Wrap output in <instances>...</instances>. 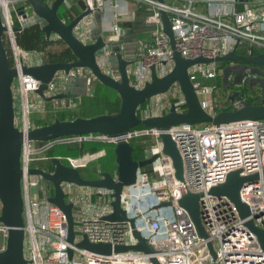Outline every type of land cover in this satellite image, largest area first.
<instances>
[{"label": "built area", "instance_id": "obj_1", "mask_svg": "<svg viewBox=\"0 0 264 264\" xmlns=\"http://www.w3.org/2000/svg\"><path fill=\"white\" fill-rule=\"evenodd\" d=\"M25 0H0L3 22L7 26L6 46L13 66L18 68L14 81V90L21 98V122L18 125L25 132L31 129L29 115L36 108L29 95L37 94L40 81L31 74L22 72V64L32 52L21 48L13 26L12 10L17 13L18 25L26 21V16L18 13L14 2ZM92 11L113 9L112 31L121 28L119 20L129 12L123 9L121 0H84ZM136 7L150 8L145 17L146 24L156 27L152 37L139 40L136 59L128 66L130 82L137 88H143L151 80V67L155 66L158 76L170 73L175 61L170 39L163 31L161 8L170 15L176 37V46L185 58L204 56L216 58L225 55L242 45L245 53L251 56L264 52V0H167L165 5L154 0H135ZM239 4L242 7L239 8ZM200 6L205 9L201 11ZM90 37L91 30L87 29ZM83 40L88 38L81 37ZM100 65L107 70L105 58L99 59ZM40 64V63H35ZM213 64V65H212ZM216 63H198L189 68V75L199 96L202 107L215 116L222 110L221 104L228 91L221 86L220 69ZM74 73L72 70L71 75ZM69 75L61 72L49 84L47 95L63 92ZM260 77L251 67L246 69L242 83L236 88L242 98L231 101L228 107L238 109L248 103V98L262 96L258 88L248 86L251 80ZM234 76L231 74L230 79ZM212 82H208V81ZM220 80V81H219ZM207 81V82H206ZM233 87H231L232 89ZM243 88H248L247 93ZM177 111H186V99L178 82L162 94L153 96L141 109V117L163 115L172 106ZM201 125V126H199ZM172 134L184 163V177H177L171 157L163 152L160 130L149 128L136 130L128 139L138 135H151L153 143L146 149V158L156 156L150 163L139 167L137 181L126 186L122 193V206L129 217L136 218L137 228L148 238L154 253L139 250L113 251L101 254L71 244L67 214L56 204L49 201L51 187L47 183L33 180L31 168L49 171L47 163L52 157L46 151L55 143L47 141L34 149L29 140H25L21 154V190L24 200L25 231L28 235L31 262L29 264H155L156 257L161 264H201V256L206 248V239L198 236L196 227L179 200L188 192L204 195L200 199L201 220L209 233L216 251L211 258L212 264H264V248L258 236L245 223L236 205L226 196H217L208 191L211 187L226 181L230 172L239 170L241 176L260 173L256 182L244 184L240 191L241 199L247 203L255 224L264 229V119L244 120L216 125L212 122H182L172 126ZM93 138L92 135L84 139ZM96 139L104 140L101 135ZM82 137H70L64 140H78ZM104 155V151L83 156L60 157L67 165L83 168L92 158ZM45 180V179H43ZM38 187L36 191L34 188ZM66 202L74 205L75 242L86 236L92 243H108L112 246L134 245L137 239L129 221L112 222L103 216L113 211V197L103 188L62 182ZM163 202L170 205L154 207ZM0 206L2 203L0 201ZM0 251L6 249L9 227L0 222ZM73 250L70 256L69 249Z\"/></svg>", "mask_w": 264, "mask_h": 264}, {"label": "water", "instance_id": "obj_2", "mask_svg": "<svg viewBox=\"0 0 264 264\" xmlns=\"http://www.w3.org/2000/svg\"><path fill=\"white\" fill-rule=\"evenodd\" d=\"M67 0H25V4L18 8V13L26 16L22 25H14L15 32L23 31L35 25H39L48 40L53 37L61 39L72 51V61L44 62L40 64H22V72L31 74L40 81L37 94L45 101L64 100L71 97L69 92H60L54 95H47L49 84L59 72L71 75L74 69H89L93 77L118 91L122 103L120 111L116 114H100L93 117H77L73 120H61L56 118L51 124L33 127L28 131L20 129L16 125L14 81L18 75V68L11 65L8 48L5 43V32L7 26L3 22L0 9V222L9 227V234L6 239V249L0 251V264H29L25 256V217L24 200L21 190V154L25 140H36L41 142L58 141L64 137H87V135L98 134L105 141L115 143L116 169L113 173L99 171V177L89 179L82 175L80 168L67 165L58 157H52L53 170L46 171L41 168H31L33 180L38 181L41 175L45 180L50 181L54 187V193L49 201L58 205L66 214L69 223V242L90 251L110 254L113 251L121 252L130 249L146 253H154L155 249L149 244L148 238L137 228L136 218L129 217L127 210L122 206V193L126 186L137 181L139 167L150 164L156 156L143 160H136L133 157V147L128 137L134 134L133 128L138 125H145L150 130H160L163 152L169 155L173 161L177 177H184V163L177 144L169 132L172 126L182 122L204 123L212 122L220 125L244 120L264 119V103H246L238 109H222L217 115L209 114L202 107L199 96L194 88L189 75V68L198 63H216L220 61H243L246 63L261 66L264 69V52L256 55L246 56L237 52L238 45L234 50L216 58L199 56L196 58H185L181 55L176 46V37L172 28L169 13L161 8V19L163 31L170 39L173 50L175 66L165 76H158L155 66L151 67V80L146 82L143 88H137L130 82L128 66L136 59L139 48L140 34L151 32L156 29L152 24H146L143 19H138L132 27H121L119 31L104 30L101 22L85 27L83 23L90 15L99 21L102 13L92 11L86 7L84 11L73 17L70 21L64 19L60 9L66 5ZM158 4L165 5L167 0H157ZM91 29L90 37L86 30ZM88 38L83 40L81 37ZM105 58L108 68L111 62H116L109 69H104L99 59ZM110 69H116L119 76L114 75ZM178 82L186 99V111L179 112L173 105L170 111L163 115H155L143 118L138 114L140 106L150 100L153 96L167 92L170 87ZM148 153L146 154V156ZM264 179V171L262 173ZM261 174L256 172L241 176L239 170L229 173L225 182L213 186L209 193L217 196H226L232 201L242 218H248L246 225L257 234L258 239L264 248V229L257 226L252 217L249 205L242 201L240 191L244 184L256 182ZM62 182H73L78 185L103 188L106 193L113 197V211L103 216V219L112 222L129 221L133 228V235L137 239L134 245L112 246L108 243H92L84 236L79 242H75L76 232L74 228V205L66 202ZM36 191L38 187L34 188ZM204 192L186 193L179 204L189 214L193 221L198 236L206 239V248L201 256V264H212L211 258L216 257V251L212 240L209 237L200 215V199ZM170 205V202H163L156 205ZM70 256L73 250L69 249ZM155 264H161L156 257H152Z\"/></svg>", "mask_w": 264, "mask_h": 264}, {"label": "trees", "instance_id": "obj_3", "mask_svg": "<svg viewBox=\"0 0 264 264\" xmlns=\"http://www.w3.org/2000/svg\"><path fill=\"white\" fill-rule=\"evenodd\" d=\"M242 4H239V8ZM63 17L64 12L60 13ZM68 21L73 18V15L67 12ZM18 44L31 49H47L54 40H48L44 31L39 25L32 26L17 34ZM61 40V39H60ZM239 53H245L244 47L241 45L238 48ZM259 53V51H256ZM72 51L67 47L62 51L49 53L46 57L47 62L58 61H72L74 59ZM10 63L13 65V59L10 57ZM220 81V80H219ZM221 82V81H220ZM248 88H243V92L247 93ZM72 104L64 107L55 108L54 101H46L44 111L31 112L29 115V122L31 128L51 124L56 118L61 120H73L77 117H93L100 114H116L120 111L122 99L120 94L114 88L107 86L97 80L91 81L90 92L81 95L80 97H72ZM145 101L139 108L138 114L141 116V109L147 104ZM249 104L264 103L263 97L256 99L248 98ZM228 109H233L228 107ZM145 125H138L133 128V131L146 129ZM89 136V135H87ZM90 139L66 140L69 137L62 138L60 142L55 143L47 151L46 155L49 157L60 156L62 158L67 156L79 157L88 153H98L105 151L103 161L95 165H88L80 168L84 177L89 179L99 177V171H109L113 173L116 169V155L115 143L105 140L96 139L98 134H93ZM130 143L133 147V157L136 160H143L146 158V149L153 143L151 135H138L130 138ZM107 157V158H105ZM49 170H53L54 166L51 163L46 164ZM51 193H54V187H51Z\"/></svg>", "mask_w": 264, "mask_h": 264}, {"label": "crops", "instance_id": "obj_4", "mask_svg": "<svg viewBox=\"0 0 264 264\" xmlns=\"http://www.w3.org/2000/svg\"><path fill=\"white\" fill-rule=\"evenodd\" d=\"M154 1H157V0H154ZM242 1H250V0H242ZM66 2H67L66 5H64L60 9V13L64 12V14H63V18L64 19L68 18V16H67L68 10L73 15V17H75L76 15L80 14L82 11H84L86 9V4H85L84 0H67ZM121 3H122V6H123V9H125V10H127L129 12L128 14L122 16L121 19L119 20V24H120L121 27H132L134 25V23L136 22V20H138V19L145 20V17L150 12V9H149L150 7L148 5H143L141 7V9H138L136 7L135 0H121ZM199 9L201 11L205 10L203 8V6H200ZM112 13H113V9L110 8V7H107L103 11L102 18L99 21H97V19L94 17V15H90L89 18L84 21L83 26L85 27V29H86V26H88V25H90V28H92V27L95 26V23L101 22L102 25H103V29L104 30H111V27H112V24H113ZM16 16H15V18H16V21H17V17ZM20 32H23V31H20ZM20 32H17L16 35L19 34ZM152 34L153 33H151V32L141 33L140 34V39H142V40L150 39L152 37ZM53 39H54L53 44H51L47 49H36V48L35 49H31V48H26L25 46H21L19 44L18 45L21 48H24V49L29 50L30 52H32L31 57L27 60L30 64L44 63V62H47L46 61V57L48 56V54L50 52L51 53L59 52V51L64 50L65 48H67V45L62 40L57 38L56 36H54ZM17 43H18V41H17ZM9 54L11 55L10 51H9ZM110 71L111 72H115L116 69H110ZM59 73H61V72H59ZM72 76L77 77L76 83L74 84L75 86H72L69 90L67 89L68 87L66 86V88L64 90L66 92H69L71 94V97H69L67 99H64L63 101H61V100L54 101V107L55 108L71 105L72 102H73L72 101V97H80L81 95H83V93L80 90L78 91L76 89V86H77V83L79 85L80 81L84 80V78H87L88 76H90L91 78L88 81V88L84 92V94L90 92L91 81H92V79H94V77H93V75H92V73L90 72L89 69H86V68H84V69H74V73L72 74ZM208 82H212V81L210 80ZM259 92H260V90L258 89V93ZM36 95L37 94H31L29 96L31 98H33ZM29 100H30V98H29ZM16 102L17 103L19 102V106H20L19 118H20L21 112H22L20 96H19L18 100L15 97V104H16ZM45 102L46 101L42 99L40 104L36 105V108L33 109L32 112L44 111ZM16 116H17V114H16Z\"/></svg>", "mask_w": 264, "mask_h": 264}, {"label": "rangeland", "instance_id": "obj_5", "mask_svg": "<svg viewBox=\"0 0 264 264\" xmlns=\"http://www.w3.org/2000/svg\"><path fill=\"white\" fill-rule=\"evenodd\" d=\"M14 4L19 8L20 6H22V3L20 1L18 2H14ZM13 20H14V24L17 25L18 22L16 21L15 16L17 15L15 10L11 11ZM5 42H6V35H5ZM112 65H116V62H111V64L109 65V68L112 67ZM213 65V64H212ZM216 65L221 72V86L224 90L228 91L227 95H225L224 97V102L221 104V109H226L227 105L231 102V101H235L236 99H241L242 95L240 93V91L236 88L238 85H240L242 83V79L243 76L246 72V69L251 67L253 71L257 72L260 74V77L255 79V80H251L250 84L248 86L250 87H256L258 89L261 90L262 92V96L264 98V69L261 66L258 65H254V64H250V63H246L243 61H220V62H216ZM107 67V69H109ZM114 75L119 76L118 72H112ZM233 75L234 78L233 80L230 79V75ZM91 77L88 76L87 78H84V80L80 81L79 85L77 83L76 89L79 91H81L83 94L84 92L87 90L88 88V81ZM77 77H74L72 75H69L67 80H64L63 83L66 84V86L68 87L67 89L69 90L72 86H75L74 84L76 83ZM207 82V81H206ZM231 87H233L231 89ZM15 97L19 98V93L15 90L14 91ZM30 98V101H34L36 105L40 104L42 98L40 97V95H36L35 97ZM63 101V100H61ZM70 103V102H69ZM15 110H16V125L18 126L21 122V119L19 118V114H20V106H19V102L15 104ZM201 126V125H199ZM153 139V138H152ZM62 141V140H61ZM66 141V140H64ZM60 142V141H59ZM43 144V142L41 141H36V140H32L30 142V146L34 149L39 148L41 145ZM91 154V153H89ZM106 152L104 151V155H98L96 158H92L88 164L90 166L101 163L103 161L102 157L105 156ZM107 158V157H105ZM44 179V178H43ZM40 179V183H47V185H49L50 187H52V183L50 181L47 180H43ZM0 211H1V206H0ZM3 237L0 234V242L2 241ZM25 256L28 259H31V250H30V245H29V240H28V235H26V242H25Z\"/></svg>", "mask_w": 264, "mask_h": 264}, {"label": "flooded vegetation", "instance_id": "obj_6", "mask_svg": "<svg viewBox=\"0 0 264 264\" xmlns=\"http://www.w3.org/2000/svg\"><path fill=\"white\" fill-rule=\"evenodd\" d=\"M86 178H90V177H86ZM98 178V177H97Z\"/></svg>", "mask_w": 264, "mask_h": 264}]
</instances>
